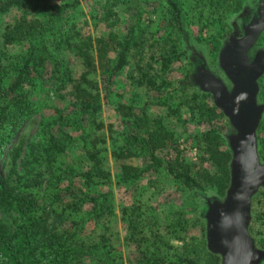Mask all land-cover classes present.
Here are the masks:
<instances>
[{
  "label": "trees",
  "instance_id": "obj_1",
  "mask_svg": "<svg viewBox=\"0 0 264 264\" xmlns=\"http://www.w3.org/2000/svg\"><path fill=\"white\" fill-rule=\"evenodd\" d=\"M82 1L85 0H0V153L30 114L40 115L41 133L37 140L15 147L11 169L6 175L0 173V212L11 216L14 223L8 225L0 220V264H85L86 260L105 254L104 246L92 242L86 232L91 220H99L111 211L114 184L106 167L109 149L100 132L103 124L96 117L138 46L139 16L135 11L128 14L120 40L113 36L92 37L73 22V14ZM167 2L172 24L181 31L180 9L174 0ZM100 3L104 20H109L117 0ZM212 4L215 12H224L226 5V20L240 2L217 0ZM9 13L15 15L6 22L4 17ZM222 30L220 26L218 32ZM263 36L264 32L259 39ZM17 45L23 50H12ZM111 52L113 57L106 55ZM72 59L79 64V73ZM158 59L163 68L173 61L168 52ZM163 68L153 77L143 71L137 84L157 86L156 78L165 80ZM263 80L264 73L258 81V97L263 94ZM181 84L182 92L191 89L182 96L181 104L197 123L212 122L223 115L212 103L211 95L201 91L191 76ZM40 88L62 105L46 113L34 97ZM128 113L123 111L124 115ZM122 124L126 133L123 143L110 149L118 162V183L141 181L150 173L164 170L183 190L202 192V184L182 162L171 165L156 155V131L146 137L137 121L128 117L122 118ZM263 125L264 113L256 132L261 160L264 137L259 133ZM196 138L215 168L213 182L224 195L230 182L232 158L228 140L227 148L222 150L217 130L199 132ZM132 158L139 160L138 166L127 162ZM205 213H201V218L206 222ZM128 226L131 232L135 228L131 222ZM208 254L216 260L220 258ZM155 258L156 255L144 257L145 264H165ZM180 261L196 264L190 258Z\"/></svg>",
  "mask_w": 264,
  "mask_h": 264
},
{
  "label": "rangeland",
  "instance_id": "obj_2",
  "mask_svg": "<svg viewBox=\"0 0 264 264\" xmlns=\"http://www.w3.org/2000/svg\"><path fill=\"white\" fill-rule=\"evenodd\" d=\"M100 1L81 2L73 14L77 28L92 37L108 39L113 36L120 40L128 14L135 11L139 16L137 37L140 41L118 77L108 102L103 104L96 117L103 124L100 132L105 139L104 146L109 149L106 167L113 175L114 184L110 198L111 211L99 220H91L86 229L92 242L104 246L105 254L86 260L85 264H145L147 260L144 257L152 255H156L157 260L162 259L165 264H186L180 261L181 258H190L196 264H220V258L216 260L208 254L206 222L201 218V213L207 210L208 200L221 201L226 192L223 195L213 182L215 168L206 159V154L200 148L201 141L196 137L199 132L217 130L224 150L228 137L235 131L223 113L212 122L197 123L196 119H192L181 104L182 96L191 89L186 88L182 92L181 81L188 75L194 81V74H198L200 65L204 64L230 89L231 83L221 68L219 54L229 38L235 37V32H243V27L257 15V9L261 3L264 4V0H238L240 4L232 13H228L226 20L223 18L225 4L224 12H215L212 3L217 0H174L180 9L181 31L172 24L171 7L167 0H117L113 8L115 13L109 20H104ZM12 13L4 17L6 22L14 17L15 13ZM220 18L223 19L222 23ZM220 26L223 30L218 32ZM258 39L250 50V60L257 52H264V36ZM12 50L23 48L17 45ZM165 52L171 54L173 61L163 68L158 57ZM106 55L113 57L112 52ZM72 63L76 73H79V64L73 59ZM96 64L99 66L97 61ZM162 68L165 80L156 78L157 86L137 84L143 71H149L148 76L153 77ZM261 83L263 94L258 97L257 93V102L264 107V80ZM34 97L46 113H52L53 107L62 105L52 95L46 94L43 88L36 89ZM126 110L129 113L124 115L123 111ZM123 117L137 121L143 129H140L141 133L146 137L156 131L159 137L155 142L156 155L171 165L179 166V162H182L202 184V192L183 190L164 170L150 173L141 181L118 183V162L112 157L110 149L123 143L126 135ZM39 119L38 113L26 116L23 126L4 145L0 153L2 175L8 174L12 167L13 149L41 136ZM259 136L264 137V125ZM260 161L264 163V160ZM127 162L139 165L137 158ZM256 194L254 200L251 199L248 232L255 247L264 250V187H260ZM0 220L8 225L14 224L11 216H3L1 212ZM129 222L135 224L132 232H140L138 235L134 236L130 231ZM259 264H264V261Z\"/></svg>",
  "mask_w": 264,
  "mask_h": 264
},
{
  "label": "water",
  "instance_id": "obj_3",
  "mask_svg": "<svg viewBox=\"0 0 264 264\" xmlns=\"http://www.w3.org/2000/svg\"><path fill=\"white\" fill-rule=\"evenodd\" d=\"M260 4L243 32H235L219 54L227 79L224 83L212 75L205 65L194 74L195 84L211 94L213 104L227 117L234 129L228 137L232 158L230 182L221 201H207L206 246L220 256V264H259L264 250L256 248L248 232L251 199L264 187V163L257 153L256 131L263 105L257 102L258 79L264 73V52L250 60V50L264 30V10Z\"/></svg>",
  "mask_w": 264,
  "mask_h": 264
},
{
  "label": "flooded vegetation",
  "instance_id": "obj_4",
  "mask_svg": "<svg viewBox=\"0 0 264 264\" xmlns=\"http://www.w3.org/2000/svg\"><path fill=\"white\" fill-rule=\"evenodd\" d=\"M264 9V7H262ZM264 13V12H263Z\"/></svg>",
  "mask_w": 264,
  "mask_h": 264
}]
</instances>
